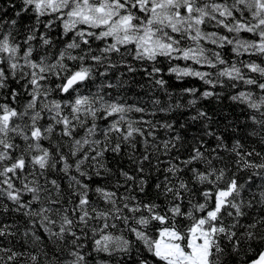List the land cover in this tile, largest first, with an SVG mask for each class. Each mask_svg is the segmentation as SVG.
Returning <instances> with one entry per match:
<instances>
[{"label": "snow or ice", "instance_id": "1", "mask_svg": "<svg viewBox=\"0 0 264 264\" xmlns=\"http://www.w3.org/2000/svg\"><path fill=\"white\" fill-rule=\"evenodd\" d=\"M0 264H264V0H0Z\"/></svg>", "mask_w": 264, "mask_h": 264}]
</instances>
